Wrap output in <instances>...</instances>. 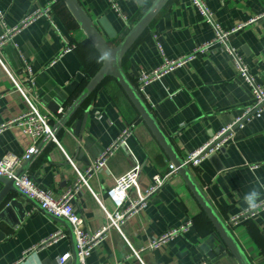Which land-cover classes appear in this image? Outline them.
I'll list each match as a JSON object with an SVG mask.
<instances>
[{"label": "crops", "instance_id": "0c3cea01", "mask_svg": "<svg viewBox=\"0 0 264 264\" xmlns=\"http://www.w3.org/2000/svg\"><path fill=\"white\" fill-rule=\"evenodd\" d=\"M78 1L109 44L116 47L156 0H117L127 18L115 13L109 0ZM204 2L213 14L212 22L191 0H170L166 4L124 57L123 68L134 84L142 71L152 73L165 61L188 56L211 43L220 29L231 33L227 46L237 51L256 84L264 89V20L258 19L264 15V0ZM47 7L49 17H41L16 32L0 50V62L24 86H28L24 62L30 66L41 110L51 115L53 105L63 110L53 121L55 126L103 60L62 0H0V38L6 29L20 27ZM70 46L74 50L64 54ZM1 63L0 127L27 110ZM143 97L184 161L242 118L246 109L256 107L251 87L237 73L226 50L219 47L153 81ZM84 119L85 125L78 127ZM128 127L133 128L127 147L110 157L107 167L89 180V188H82L73 200L90 234L106 226L103 208L111 213L116 210L110 191L118 176L138 162L139 186L144 192L155 176L167 175L173 165L119 83L105 79L58 132L57 142L52 141L38 154L27 170L39 188L59 197L78 181L77 172L85 174ZM33 145L34 139L21 127L0 132V158H21ZM192 171L227 224L246 212L244 196L250 190H258L264 201V113L236 128L221 151ZM131 197L135 199L136 195ZM12 201L16 203L0 221V264H58V259L67 254L72 258L65 264H77L65 219L50 215L37 202L17 193H12L6 203ZM188 221L193 225L186 233L150 248L155 240ZM229 226L252 264H264V211ZM60 230L66 233L64 239L38 246ZM215 234L213 224L178 174L122 225L121 232L111 229L86 264H238L230 253L215 263L207 260L201 247ZM133 249L139 251V258L133 256Z\"/></svg>", "mask_w": 264, "mask_h": 264}, {"label": "built area", "instance_id": "2783aa9c", "mask_svg": "<svg viewBox=\"0 0 264 264\" xmlns=\"http://www.w3.org/2000/svg\"><path fill=\"white\" fill-rule=\"evenodd\" d=\"M191 1L193 5L199 9L201 14L208 22L213 21V14L208 9L204 0ZM109 3L111 4V9L115 13L127 18L126 15L123 14L117 0H109ZM49 13L50 7H47L46 9L38 11L35 15L24 21L20 27L6 29L4 35L0 38V50L7 42L12 41V38L16 32L22 30L31 22L41 17H49ZM0 19H2L1 11ZM258 19L264 20V15ZM244 26L245 25L238 27V29L234 30L233 32L242 29ZM230 35L231 33H226L220 29H217L216 37L211 43L196 49L188 56L181 57L173 61H165V64L161 68L152 73L142 71L136 78L135 85L139 92L143 95L146 87L149 86L153 81L161 78L164 74L184 66L185 64L196 59V57L200 54H206L211 52L213 48L219 47L226 50L228 55L231 57L232 63L237 73L242 76L246 83L251 87L252 94L256 100V107L246 109L242 118H239L237 121H235L233 125L224 128L208 144L193 152L188 157V159L185 160V163L189 165L191 169L200 166L201 163H203L206 159L221 151L225 147V144L228 142L236 128L242 126L246 121L252 118L261 117L264 113V89L256 84L254 77L250 74L247 65L245 64L243 58L237 53V51L227 46V40ZM73 50L74 47L71 46L65 48L64 54L70 53ZM24 63L25 70L27 72L26 81L28 86L21 85L18 79L6 69L3 63H1V65L6 70L10 81L15 87L16 92L27 104V110L15 121L8 123V125H2L0 127V132L13 126L21 127L27 135L34 139V145L30 147L26 154L21 158L13 155L0 158V177L15 179L17 187L30 199L36 201L43 210L47 211L52 216L63 218L71 224L74 229V235L77 242L79 263L86 264V260L91 256L93 250L105 240L107 233L113 228L121 232L122 225H124L127 220L137 214L141 209H143L146 206L147 200L156 194L165 185V183L171 179V177L177 176L178 172L175 166L171 165L169 170L170 172L167 175L155 176L150 188L142 192L139 186L141 165L136 162L131 170L116 178V185L110 191V195L116 204V210L111 213L103 208L107 218L106 226H104L95 234L88 233L84 219L79 215L77 209L74 207L73 200L82 188H89V180L95 173H98L107 167L110 157L115 155V153L122 147H127V142L132 134L133 127H128L125 129L121 136L112 145H110V147L101 155V157L95 163L89 166L85 174L77 172L78 181L59 197H54L49 191L39 188L33 181L32 177L27 173L22 177L17 178L16 173L18 169L26 161L30 160L31 157L36 153L39 143L43 141L48 135H52V129L54 127L53 121L58 120L63 113V110H59L56 114L51 115L44 113L41 110L37 101L36 93L34 91V75L30 66H28L26 62ZM53 141L57 142L55 137L53 138ZM133 193L136 195L135 199L131 197V194ZM261 211H264V202H261L260 206L255 211H246L245 213L232 218L228 224L231 226L236 225L240 220H248ZM192 225L193 222L188 221L181 228L171 231L161 238L155 240L150 248L154 249L161 244L173 240L177 235L186 233ZM65 237L66 233L60 230L52 234L48 239L43 241L38 246L44 247L56 244ZM139 255V251L134 250L133 256L139 258ZM71 258V254L62 256L58 259V264H65Z\"/></svg>", "mask_w": 264, "mask_h": 264}, {"label": "water", "instance_id": "95a60500", "mask_svg": "<svg viewBox=\"0 0 264 264\" xmlns=\"http://www.w3.org/2000/svg\"><path fill=\"white\" fill-rule=\"evenodd\" d=\"M62 1L66 4L68 10L79 23L87 39L92 43L96 51L102 57L103 63L99 71L94 75V77L91 78L79 97L69 107L60 121L53 127L52 135H48L42 141L38 151H36L31 159L26 161L22 165L21 169L17 171L16 177L20 178L27 173V170L36 156L43 152L44 149L48 147L53 141V138H56L58 132L68 125L69 121L81 109L87 99L98 89L103 81L107 78H113L119 83L139 113L141 120H143V122L152 132L153 136L156 138L162 149L165 151L177 169L179 176L183 179L195 199L198 201L202 210L213 224L216 233L215 236L207 239L205 244L201 247V249L206 254L207 260L215 263L230 253L236 259L238 264H252L240 243L237 241L230 226L221 217L214 204L206 194L204 188L196 179L190 166L187 165L184 159L176 152L170 138L161 128L150 106L134 84L132 77L129 76L123 68V60L126 54L131 50L143 33L149 28L151 23L155 20V18L170 0H156L116 47H112L109 44L107 39L100 32L96 23L88 15L78 0ZM101 24L106 30H108L103 22H101ZM109 36L112 37L111 34H109ZM58 110V107H55L54 105L51 108V112L54 114H56ZM79 125L81 127L85 125V119L82 121V123L78 124V127ZM78 136H80V134H78ZM0 186H2L0 191V221H2L5 212L10 210L16 203L15 201H12L9 204L6 203L12 193H17L26 199L30 198L17 187L15 179L0 177ZM34 202L36 203V201ZM66 223L68 224L71 238L74 242V259L76 260L77 264H80L74 229L69 222L66 221Z\"/></svg>", "mask_w": 264, "mask_h": 264}, {"label": "clouds", "instance_id": "9594fccd", "mask_svg": "<svg viewBox=\"0 0 264 264\" xmlns=\"http://www.w3.org/2000/svg\"><path fill=\"white\" fill-rule=\"evenodd\" d=\"M261 202H264L261 201V193L256 189L250 190L244 196V203L247 205L246 211H255L260 206Z\"/></svg>", "mask_w": 264, "mask_h": 264}, {"label": "trees", "instance_id": "16d2710c", "mask_svg": "<svg viewBox=\"0 0 264 264\" xmlns=\"http://www.w3.org/2000/svg\"><path fill=\"white\" fill-rule=\"evenodd\" d=\"M86 102H87V101H86ZM86 102H85V103H86ZM85 103H84V104H85ZM83 106H84V105H83Z\"/></svg>", "mask_w": 264, "mask_h": 264}]
</instances>
